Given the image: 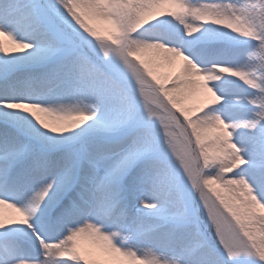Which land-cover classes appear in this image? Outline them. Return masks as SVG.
<instances>
[{"label": "snow or ice", "instance_id": "snow-or-ice-1", "mask_svg": "<svg viewBox=\"0 0 264 264\" xmlns=\"http://www.w3.org/2000/svg\"><path fill=\"white\" fill-rule=\"evenodd\" d=\"M0 264H264V0H0Z\"/></svg>", "mask_w": 264, "mask_h": 264}]
</instances>
